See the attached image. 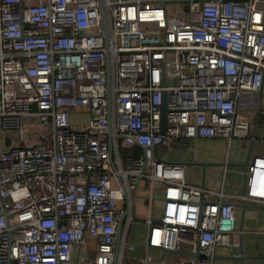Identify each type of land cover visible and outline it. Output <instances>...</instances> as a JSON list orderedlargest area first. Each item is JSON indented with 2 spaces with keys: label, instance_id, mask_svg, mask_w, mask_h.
<instances>
[{
  "label": "built area",
  "instance_id": "2783aa9c",
  "mask_svg": "<svg viewBox=\"0 0 264 264\" xmlns=\"http://www.w3.org/2000/svg\"><path fill=\"white\" fill-rule=\"evenodd\" d=\"M263 77L264 0H0V264H121L131 245L141 264H228L235 203L264 206V155L232 196L159 153L247 137L238 105ZM139 184L148 205L160 192L141 245Z\"/></svg>",
  "mask_w": 264,
  "mask_h": 264
},
{
  "label": "crops",
  "instance_id": "0c3cea01",
  "mask_svg": "<svg viewBox=\"0 0 264 264\" xmlns=\"http://www.w3.org/2000/svg\"><path fill=\"white\" fill-rule=\"evenodd\" d=\"M260 88L259 93L243 97L238 105L240 111L250 112L253 118L254 125L247 137L235 138L229 142L220 137L183 139L176 145L160 149L161 159L184 163L185 180L190 185L222 191L226 195H241L243 170L239 164L243 162L247 152L250 156L264 155V77ZM82 115L88 117L87 113ZM174 150L175 154L169 158L168 155ZM155 194L153 204H157L158 214L156 217L148 216L152 218H157L160 214V203L157 199L160 192L156 191ZM211 198L214 199L213 196ZM153 204L147 205L153 209ZM248 205L250 206L243 210L234 205L235 226L241 233L239 247L219 248L218 252L229 253L230 256L241 250L245 258L243 264H264V206L251 203ZM141 259L142 257L139 264ZM219 259L227 261L228 264H239V259L234 257L225 256Z\"/></svg>",
  "mask_w": 264,
  "mask_h": 264
},
{
  "label": "rangeland",
  "instance_id": "374dc122",
  "mask_svg": "<svg viewBox=\"0 0 264 264\" xmlns=\"http://www.w3.org/2000/svg\"><path fill=\"white\" fill-rule=\"evenodd\" d=\"M186 8V5L184 6ZM86 115H81L80 117H73V121L82 122L87 120ZM175 154V150L168 155L169 158ZM141 184L135 196H132L133 202V214L136 220L131 224L129 231V242L132 244H137L135 242H140L138 245H141V242L144 241V227L142 225V219L147 218L148 216H157L158 212L156 209L157 204H153V209H150L147 203L142 201V196H145V193L141 190ZM154 203V202H153ZM183 249H190L189 245L184 244ZM144 249L141 247H127L123 251L121 264H139L138 261L140 257L143 256Z\"/></svg>",
  "mask_w": 264,
  "mask_h": 264
},
{
  "label": "water",
  "instance_id": "95a60500",
  "mask_svg": "<svg viewBox=\"0 0 264 264\" xmlns=\"http://www.w3.org/2000/svg\"><path fill=\"white\" fill-rule=\"evenodd\" d=\"M106 36V35H105ZM261 89V88H260ZM165 100H164V93H162V101H161V105H160V128H161V133L164 132V126H165ZM6 142H8V140H6ZM250 153L247 152L243 162L241 164H239V167L242 168L243 170V176H242V186H241V195H244L245 192V183H246V169H247V165L250 161ZM183 165H185L184 163H182ZM236 206H239L241 208V210H243L246 207H249L250 205H248V203H245L244 201H241L239 203L235 204ZM123 218L124 215H122L120 222L118 224L117 227V231H116V241H115V252L117 253L120 250V244H121V239H122V225H123ZM131 246H135V245H131ZM137 247V246H135ZM241 252V250H240ZM229 258H233V256H228ZM220 258V257H219ZM244 256H241L239 258V264H243L244 261Z\"/></svg>",
  "mask_w": 264,
  "mask_h": 264
}]
</instances>
